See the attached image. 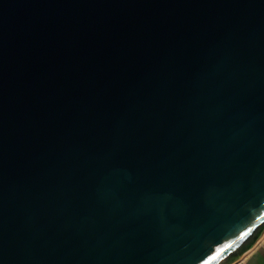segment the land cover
Returning <instances> with one entry per match:
<instances>
[{"label":"water","instance_id":"obj_1","mask_svg":"<svg viewBox=\"0 0 264 264\" xmlns=\"http://www.w3.org/2000/svg\"><path fill=\"white\" fill-rule=\"evenodd\" d=\"M263 228L264 0H0V264H230Z\"/></svg>","mask_w":264,"mask_h":264},{"label":"crops","instance_id":"obj_2","mask_svg":"<svg viewBox=\"0 0 264 264\" xmlns=\"http://www.w3.org/2000/svg\"><path fill=\"white\" fill-rule=\"evenodd\" d=\"M236 264H264V241L256 244L249 253Z\"/></svg>","mask_w":264,"mask_h":264},{"label":"rangeland","instance_id":"obj_3","mask_svg":"<svg viewBox=\"0 0 264 264\" xmlns=\"http://www.w3.org/2000/svg\"><path fill=\"white\" fill-rule=\"evenodd\" d=\"M264 241V228L262 229L260 235H258V237L256 238V240L254 241V243L251 245V247L249 249H247L244 253H242V255L240 257H238L236 260H234L233 262H231L230 264H236L238 263L243 257H245L249 251L259 242Z\"/></svg>","mask_w":264,"mask_h":264},{"label":"snow or ice","instance_id":"obj_4","mask_svg":"<svg viewBox=\"0 0 264 264\" xmlns=\"http://www.w3.org/2000/svg\"><path fill=\"white\" fill-rule=\"evenodd\" d=\"M232 247V245H229V248H231Z\"/></svg>","mask_w":264,"mask_h":264}]
</instances>
